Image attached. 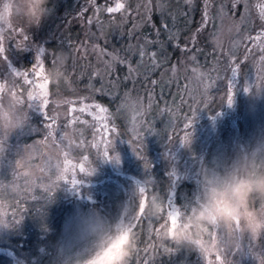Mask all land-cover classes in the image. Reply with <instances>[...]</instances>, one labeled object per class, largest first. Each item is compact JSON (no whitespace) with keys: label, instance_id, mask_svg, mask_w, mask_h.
Wrapping results in <instances>:
<instances>
[{"label":"rangeland","instance_id":"obj_1","mask_svg":"<svg viewBox=\"0 0 264 264\" xmlns=\"http://www.w3.org/2000/svg\"><path fill=\"white\" fill-rule=\"evenodd\" d=\"M182 1L185 15L196 0ZM201 1L200 27L179 63L150 47L154 8L165 21L170 0H50L38 27L0 34V103L18 100L0 113V264H68L95 216L112 220L120 210L117 220L124 205L158 198L156 171L185 187L159 218L138 211L135 226L143 216L147 224L134 234L131 264H264V233L251 236L239 224L206 230L196 240L211 248L205 254L167 235L200 198V167L231 162L264 139V0H245L235 12L232 0H209L207 17ZM141 46L157 53L155 65L139 57ZM60 52L69 60L53 77ZM245 215L264 216V208Z\"/></svg>","mask_w":264,"mask_h":264},{"label":"clouds","instance_id":"obj_2","mask_svg":"<svg viewBox=\"0 0 264 264\" xmlns=\"http://www.w3.org/2000/svg\"><path fill=\"white\" fill-rule=\"evenodd\" d=\"M48 4L49 0H0V34L21 23L28 28L38 27L48 15ZM68 60V53H57L56 68L50 75L58 76ZM17 104L15 97L7 98L0 103V113L11 112ZM197 182L201 189L197 204L176 222L171 230L175 236L169 234L171 231L167 233L174 243L205 254L211 248L196 245V240L202 239L208 229L239 224L251 236L264 233V216L245 215L256 201L264 202V139H258L231 162L224 160L200 167ZM141 207L143 212L159 218L164 204L153 197L139 209L124 205L115 221L95 216L84 238L74 244L68 264H131L137 247L134 221Z\"/></svg>","mask_w":264,"mask_h":264},{"label":"trees","instance_id":"obj_3","mask_svg":"<svg viewBox=\"0 0 264 264\" xmlns=\"http://www.w3.org/2000/svg\"><path fill=\"white\" fill-rule=\"evenodd\" d=\"M178 1L180 2L177 3V0H170L168 9H165L163 12V17L165 21L162 20V12L161 14L160 13L158 14L157 8L155 6L154 19L156 21V24L158 25L157 26L158 33L156 35L152 33L154 43L150 46L151 48L155 50L161 49V53H164V55L171 53L172 54L171 61L176 59L177 63L180 62V59L182 58L183 54L186 51L185 48H187L188 45L190 44L189 39L191 35L196 30L199 29L200 20L202 18V11H203L202 1L196 0L194 6L192 7V10L190 11L188 10V12L185 15H182L180 6L182 4L181 2L183 1L182 0H178ZM48 5H51L50 0H49ZM163 22H165V25H167V27L163 26ZM168 30L170 31V33L168 32ZM24 63L25 65L30 66V61L28 60L26 56L24 57ZM98 99L102 103H106V104L110 103L109 98H107L106 96H100ZM213 105L216 107V109L219 106L217 101L213 102ZM117 122H118V127L121 131V134L124 136H129V132H128V128H127V125L124 119V115L123 116L117 115ZM40 136L41 134H38L37 136L34 135V136H31L28 140H31V139H34L35 137H40ZM155 178H156V183H155L156 186H154L153 193H155L156 197H158L159 199L161 198V200L163 201V204L164 205L166 204V208L169 210L168 204H170L171 202L170 195L178 196V192L182 191L185 185H182L181 187L176 189L171 184L170 180L166 176H162V174L157 171L155 172ZM263 208H264V202H260V201H256V203L252 205L251 207V209H254V210H261ZM119 211L120 210L113 212L112 221H115V219L117 218L119 214ZM146 222H147V219L144 216L139 219V222L133 229V232L135 235L139 233L138 235L143 236V231L147 224ZM4 259L6 258L0 255V261H3Z\"/></svg>","mask_w":264,"mask_h":264},{"label":"snow or ice","instance_id":"obj_4","mask_svg":"<svg viewBox=\"0 0 264 264\" xmlns=\"http://www.w3.org/2000/svg\"><path fill=\"white\" fill-rule=\"evenodd\" d=\"M243 2H245V0H232L233 12H235L236 6L241 4V3H243ZM210 6L211 5L209 3V0H204V16L205 17H207L208 14H209L208 10H209ZM122 8H124V4L120 3V4H117L115 7L107 8L106 11L109 12V13H113V12L120 11ZM165 27H167V25H165ZM24 39H27V37L25 36ZM257 39H259V36H257ZM145 43L149 44L151 42L150 41H146ZM43 53H44V49L41 48L39 50V55H43ZM138 55H139V57H141V59H143L147 55L149 58L152 59L153 65L156 64V60H155V57L157 56L156 52H146L145 48L143 46H141V47L138 48ZM121 63H125V61L121 60ZM133 71H134V69H132L131 65H129V73L131 74ZM232 72H233V77H235L237 75V69H235V68L232 69ZM24 75H26V74H24ZM153 83H155V81H153ZM45 103H46V101H45ZM231 103H232V101H231V99H229V104H231ZM81 111H83V110L81 109ZM104 111H106V109ZM116 160L118 161L119 157H117ZM73 183H75V182H73ZM139 191H140L141 194H143L145 192V189L143 187H140ZM141 213H144L143 209L141 210ZM178 215H179L178 212L175 213V214L169 213V216H170V218L172 220V225L173 226L175 224V221L177 220V216ZM160 227H161V229H163L165 227V225H161ZM166 251H168V249H166Z\"/></svg>","mask_w":264,"mask_h":264},{"label":"water","instance_id":"obj_5","mask_svg":"<svg viewBox=\"0 0 264 264\" xmlns=\"http://www.w3.org/2000/svg\"><path fill=\"white\" fill-rule=\"evenodd\" d=\"M175 213H177V212H175ZM175 213H173V214H175ZM178 217V216H177ZM172 221V220H171ZM176 222V221H175Z\"/></svg>","mask_w":264,"mask_h":264}]
</instances>
